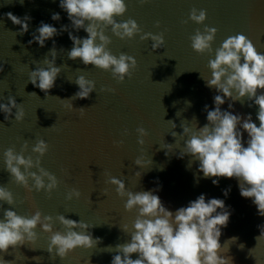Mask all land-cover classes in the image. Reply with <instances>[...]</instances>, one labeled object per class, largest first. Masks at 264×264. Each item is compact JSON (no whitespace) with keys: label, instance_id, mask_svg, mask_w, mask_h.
<instances>
[{"label":"water","instance_id":"water-1","mask_svg":"<svg viewBox=\"0 0 264 264\" xmlns=\"http://www.w3.org/2000/svg\"><path fill=\"white\" fill-rule=\"evenodd\" d=\"M125 4V13L115 19L135 20L140 34L122 40L108 28L105 35L110 38L107 47L113 55L125 53L136 60L131 76L118 82L110 71L85 66L79 59H68L71 41L65 32L54 37L55 64L61 71L55 86L45 96L28 82V74L36 65L44 67L46 57L52 58L49 52L52 41H46L44 47L28 41L40 21L59 30L61 24L69 23L66 14L58 7V0H24L23 4L19 0H0V64H3L0 102L6 103L7 97L12 96L24 110L19 122L14 117L6 121L0 113V186L6 187L14 197L12 206L0 207V217L3 208L12 207L21 216L39 210L42 216L53 217L54 232H63V226L55 220L63 214L93 225L92 237L99 238L92 248L77 247L61 260L58 256L50 257L47 251L50 233L41 231L37 225L34 243L9 247L0 257L10 264H110L115 245L128 239L120 226L125 223L131 226L136 217L135 209L125 211L126 197L118 196L115 186L107 183L110 177H115L125 182L126 191L133 193L159 185L156 194L173 211L201 193L206 194V199L223 198L221 190L230 186L225 203L231 206L232 214L222 229L220 244L223 247L227 242L221 254L231 257L232 264H256V261L264 264V239H256L260 235L258 225L264 224V217L256 214L250 198L239 195L236 179L220 178L219 185L213 186L211 180L201 178L197 172L198 162L188 155L178 158L187 139L179 136L181 123L192 130L196 125L203 126L204 105L210 109L213 106L215 89L206 87L204 79L211 76L207 65L214 58L215 49L227 37L240 33L258 52H264V0H146L143 4L139 0H125ZM192 8L205 10L202 24L188 19ZM8 12L19 17L30 15L28 32L21 35L19 25H14L5 15ZM54 12H60L59 21L51 20ZM205 26L216 28L211 54L197 53L191 48L190 37ZM143 33L162 34L163 46L151 49L150 39L140 40ZM74 35L86 36V33L81 29ZM79 75L95 83L87 99L73 97L77 91L74 80ZM68 103H72V110L65 107ZM227 103L222 109H227ZM247 104L246 100L237 101L233 110L241 114L251 112L255 121L256 108ZM80 108H84L83 115ZM169 120L176 124L175 129ZM140 127L146 132L143 137L136 131ZM172 131L177 133L176 137L171 135ZM38 139L48 145L40 157V166L58 181L50 194L43 190L27 192L4 169L3 152L7 148L20 152L22 144L27 142L24 155L35 160L31 147ZM138 139L144 143L139 144ZM163 147L168 150L167 155ZM137 158L148 166L135 165ZM137 171L140 177L134 175ZM72 189L78 190L80 196L66 200ZM231 237L237 239L228 241ZM33 257H39L38 261Z\"/></svg>","mask_w":264,"mask_h":264},{"label":"clouds","instance_id":"clouds-1","mask_svg":"<svg viewBox=\"0 0 264 264\" xmlns=\"http://www.w3.org/2000/svg\"><path fill=\"white\" fill-rule=\"evenodd\" d=\"M19 2L23 4L24 0ZM139 2L143 4L146 0ZM58 7L66 14L69 23L61 24L58 30L52 24L40 21L28 41L29 44L35 42L39 47H44L46 41L51 40L53 45L49 49L52 58L46 57L43 60L44 67L36 65L28 74V82L34 88L40 89L47 96L55 86L61 68L55 64L57 53L54 37L65 32L71 41L68 59H79L85 66L92 65L110 71L118 82L131 76L136 60L125 53L113 55L107 47L110 38L105 35L108 28L122 40L140 34L141 29L135 20L129 18L118 22L115 19L125 13V0H58ZM5 15L14 25H19L21 35L28 32L32 20L30 15L19 17L11 12ZM50 18L52 21H59L60 12L52 13ZM188 19L195 24H202L206 19V12L192 8ZM81 29L86 36L74 35ZM215 33L214 27L205 26L203 31L197 29L190 37L191 48L197 53L211 54ZM139 38L142 41L150 39L153 50L164 44L163 35L159 33H143ZM207 67L211 76L207 80L202 78L206 87L215 89L213 106L210 109L207 104L204 105L206 123L203 126L196 125L195 130H192L181 123L182 132L179 136L187 139L184 140L183 151L178 158L188 155L198 162L197 172L201 178L211 180L213 186L219 185L220 178H235L239 195L250 198L256 214L264 217V52H258L249 39L237 33L222 41L215 49L214 58L208 60ZM0 71H3V64H0ZM74 83L77 85V91L73 95L75 99H87L95 89L94 81L84 75L77 76ZM245 100L249 108H256L255 121L251 112L241 114L233 110L235 102ZM226 101L227 109H222L221 106ZM65 107L73 109L72 103ZM80 109L83 115L84 108ZM0 113L6 121L14 117L19 122L24 117L23 108L12 96L7 97L6 103L0 102ZM171 125L172 129L176 128L172 121ZM136 131L139 137L146 135L142 127ZM171 135L176 137L177 133L172 131ZM138 143L142 145L143 139H138ZM27 148V142L22 144L20 152L7 148L3 152L4 169L12 181L27 192L43 190L50 194L57 188V178L40 166V157L46 153L48 145L43 139L36 140L31 147L35 160L31 155H24ZM167 154L168 150L165 152ZM134 163L141 168L148 166L141 158L135 159ZM33 168L36 171H31ZM134 175L140 177L141 173L137 171ZM107 183L115 186L118 196L126 197L125 211L136 210L131 226L127 223L120 226L128 234V239L115 245V254L111 257L110 264H232L231 257L221 254L227 241L223 247L220 244L222 229L227 226L232 214L231 206L225 203L231 191L230 186L221 190L223 198L206 199V194L201 193L188 201L186 206L173 211L156 194L159 185L155 189L133 193L126 191L125 182L118 178L110 177ZM79 196L80 192L72 189L65 199L71 200ZM4 204L12 206L14 197L6 187L0 186V207ZM52 220L53 217L42 216L39 210L30 216H21L12 207L3 208V215L0 217V253L7 251L9 247L34 243L37 240V225L41 231L50 233L47 245L50 257L58 256L61 260L75 248H92L99 241L98 237H92L90 229L93 225L60 214L55 220L63 226L64 231L54 232ZM258 228L260 235L256 237L257 241L264 239V224L258 225ZM236 239L231 237L228 241ZM132 254H136L134 259ZM33 259L38 261L39 257ZM0 264L10 262L0 257ZM256 264L259 262L256 261Z\"/></svg>","mask_w":264,"mask_h":264}]
</instances>
